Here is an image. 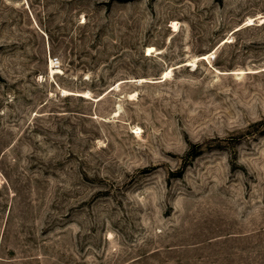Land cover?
Masks as SVG:
<instances>
[{"label":"rangeland","instance_id":"374dc122","mask_svg":"<svg viewBox=\"0 0 264 264\" xmlns=\"http://www.w3.org/2000/svg\"><path fill=\"white\" fill-rule=\"evenodd\" d=\"M0 264H264V0H0Z\"/></svg>","mask_w":264,"mask_h":264},{"label":"bare ground","instance_id":"6f19581e","mask_svg":"<svg viewBox=\"0 0 264 264\" xmlns=\"http://www.w3.org/2000/svg\"><path fill=\"white\" fill-rule=\"evenodd\" d=\"M176 26V25H175ZM149 50H151V51H153L154 50V47H149ZM211 53H206V54H204V55H202V58L203 59H208L209 57H211ZM198 60V59H197ZM52 63V62H51ZM190 63H195V61H193V62H190ZM192 64V65H193ZM53 67V66H52ZM55 71H58V70H55ZM170 72H171V70H168V71H166L165 73H164V75H163V78H167V76L170 74ZM89 94V93H88Z\"/></svg>","mask_w":264,"mask_h":264}]
</instances>
